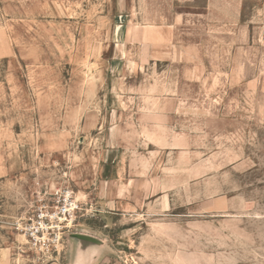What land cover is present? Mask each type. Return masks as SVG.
<instances>
[{
	"label": "rangeland",
	"instance_id": "rangeland-1",
	"mask_svg": "<svg viewBox=\"0 0 264 264\" xmlns=\"http://www.w3.org/2000/svg\"><path fill=\"white\" fill-rule=\"evenodd\" d=\"M0 264H264V0H0Z\"/></svg>",
	"mask_w": 264,
	"mask_h": 264
},
{
	"label": "built area",
	"instance_id": "built-area-1",
	"mask_svg": "<svg viewBox=\"0 0 264 264\" xmlns=\"http://www.w3.org/2000/svg\"><path fill=\"white\" fill-rule=\"evenodd\" d=\"M81 203L70 188H56L45 194L28 218L20 221L27 249L39 259L61 255L73 234Z\"/></svg>",
	"mask_w": 264,
	"mask_h": 264
}]
</instances>
